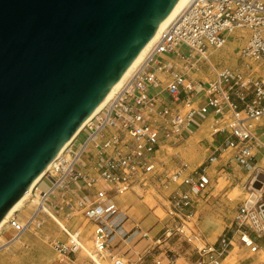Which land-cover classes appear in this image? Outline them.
Listing matches in <instances>:
<instances>
[{"label":"built area","instance_id":"obj_1","mask_svg":"<svg viewBox=\"0 0 264 264\" xmlns=\"http://www.w3.org/2000/svg\"><path fill=\"white\" fill-rule=\"evenodd\" d=\"M238 30L247 38L236 52L237 65L215 68L211 51ZM201 64L209 67L212 79L198 77ZM203 130L208 135L204 159L197 164L181 160L164 170L162 182L172 189L164 207L169 221L161 233L153 237L138 223L129 226V214L114 199L147 187L164 164L157 153ZM215 170L244 193L233 219L237 240L223 235L206 242L186 224ZM45 178L50 185L40 189ZM33 199L36 204L22 221L14 215L8 221L18 240L49 217L67 236L50 245L64 256L84 251L89 264H139L172 239L194 245L196 264H241L239 253L264 252L259 241L264 237V0H189L98 113L49 163L30 190ZM59 210L69 217L80 212L91 223L92 247L56 221ZM140 240L148 244L131 254ZM160 253L154 264H175L171 249Z\"/></svg>","mask_w":264,"mask_h":264},{"label":"water","instance_id":"obj_2","mask_svg":"<svg viewBox=\"0 0 264 264\" xmlns=\"http://www.w3.org/2000/svg\"><path fill=\"white\" fill-rule=\"evenodd\" d=\"M178 1L0 0V222Z\"/></svg>","mask_w":264,"mask_h":264},{"label":"rangeland","instance_id":"obj_3","mask_svg":"<svg viewBox=\"0 0 264 264\" xmlns=\"http://www.w3.org/2000/svg\"><path fill=\"white\" fill-rule=\"evenodd\" d=\"M247 38L246 31L238 30L232 33L225 45L219 49L212 50L210 55V61L217 69L229 66L234 67L237 65L236 52L241 47ZM184 50V48H183ZM198 72V77L211 78L209 67L205 66ZM87 135V130L82 131L80 139L83 140ZM206 131L196 132L189 137L185 142L180 141L173 148L161 149L157 156L164 161V164L159 169V175H155L147 187L141 189L135 187L134 191L139 197L137 205L140 206V218L131 217L134 222L142 228H148L151 230V235L157 237L165 223L169 221L165 216L164 207L167 205L168 186L162 182L164 179V170H170L178 161H188L192 164H197L206 156L204 148L207 144ZM261 155L257 154V158ZM85 161H88L86 156L83 157ZM179 159V160H178ZM213 182L208 191L200 198L196 203L194 212L195 214L186 221V224L196 232H200L206 242H215L219 240L223 235L226 237L235 236V240L238 239V233H236L237 226L233 219L234 215L242 202L244 193L240 190V187L233 188L234 184L230 185L221 174L215 170L213 173ZM162 183V184H161ZM103 186L108 187L102 183ZM50 185V180L45 178L39 184L40 189H47ZM115 201H119L120 198L116 197ZM123 204H127L122 202ZM129 206V204H127ZM34 208V204L29 200L26 206L14 213V216L19 220L28 215ZM28 209V210H27ZM134 210L131 211V213ZM144 211V212H143ZM55 213V212H54ZM145 213V214H143ZM56 216L62 221L63 226L72 234L79 232V237L86 248L92 247L91 242V223L87 222L81 213H77L71 217L67 216L65 211L59 210L56 212ZM135 216V215H134ZM161 219V220H160ZM9 226V225H8ZM10 227V226H9ZM11 228V227H10ZM144 228V229H145ZM246 227H241L244 229ZM54 238L64 242L67 239L66 234L60 230L56 223H54L49 217H46V221L40 228L33 229L23 233L19 240L13 241L7 249L2 248L0 250V264H89L90 260L87 254L82 251L67 256L60 255L51 245L50 241ZM264 241V237L259 239ZM194 245L187 243L186 241L172 239L167 245L162 246L161 249H171L176 257L182 254L183 249H191L194 251ZM136 248H134L135 250ZM161 249L156 251L158 253ZM235 254V252H232ZM92 254V253H91ZM172 254V253H171ZM241 264H261L264 263V252L260 251L259 254L249 255L239 253ZM236 255L233 258H227V262L232 263ZM259 261V263H256Z\"/></svg>","mask_w":264,"mask_h":264},{"label":"bare ground","instance_id":"obj_4","mask_svg":"<svg viewBox=\"0 0 264 264\" xmlns=\"http://www.w3.org/2000/svg\"><path fill=\"white\" fill-rule=\"evenodd\" d=\"M189 2V0H179L178 3L175 5L173 10L170 12V14L167 16V18L164 20V22L161 24V26L156 30V32L152 35V37L147 41V43L143 46V48L140 50V52L137 54V56L133 59L131 64L128 66L126 71L123 73V75L120 77V79L114 84V86L110 89V91L106 94V96L103 98V100L100 102V104L96 107V109L91 113L89 118L93 117L98 113V111L104 106V104L108 101V99L113 95V93L122 85V83L127 79V77L130 75L131 71L134 69V67L140 62V60L143 58L145 53L148 51V49L153 45V43L156 41L159 32L161 29H163L177 14L178 12ZM80 129V128H79ZM75 135V134H74ZM73 135V136H74ZM72 136V137H73ZM71 137V138H72ZM44 173V172H43ZM43 173H41L34 182L30 185V187L27 189V191L23 194V196L12 206V208L8 211L6 216L3 218V220L0 222V246L2 248L7 249L9 245L15 241L18 240V237L16 235V232L10 228L8 225V221L14 215V213L21 208L26 206L27 201L29 200V194L31 188L40 181ZM31 202V201H30ZM33 204H36V199H33ZM28 210V209H27ZM48 210V209H47ZM56 221L63 226V223L61 220H59L57 217H55ZM22 221V218L20 219Z\"/></svg>","mask_w":264,"mask_h":264},{"label":"crops","instance_id":"obj_5","mask_svg":"<svg viewBox=\"0 0 264 264\" xmlns=\"http://www.w3.org/2000/svg\"><path fill=\"white\" fill-rule=\"evenodd\" d=\"M204 64L200 65V70L204 67ZM201 72V71H199ZM201 79L204 80H210L213 78V76L211 78H207V77H199ZM172 187H168V193L171 191ZM120 200L116 203L119 205V207L125 209L127 211V213L129 214V226L134 224V223H138V222H134L133 219L131 217H136V218H140V216H142V214H140V211L142 212V209L140 208L139 205H137V201H139V197L136 195V193H134V191H128L126 193H124L123 195H121ZM127 203L129 204V206L127 204H123ZM134 210L132 213L131 211ZM144 212V211H143ZM145 214V213H143ZM135 215V216H134ZM141 226H143L141 224ZM145 228V227H144ZM148 229V228H145ZM151 231V230H150ZM155 235H153L154 237ZM148 244V241L146 240H140L135 246L134 248H136L134 250V248L131 251V254L133 253V251H141L146 245ZM191 249H183L182 250V254H180L179 257H176L175 259V264H196L197 260H198V255L194 252V251H190ZM156 251H158V249H155L150 255H148L141 263L139 264H154V260L157 259L158 257L162 256V253L158 254L156 253ZM130 254V255H131ZM135 255L131 256V259H134ZM256 263H259V261H256ZM264 264V263H261Z\"/></svg>","mask_w":264,"mask_h":264}]
</instances>
